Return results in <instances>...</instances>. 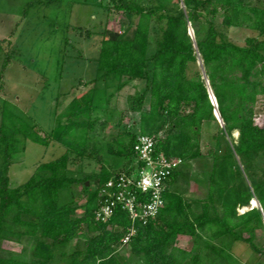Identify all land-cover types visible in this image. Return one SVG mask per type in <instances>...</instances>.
<instances>
[{
	"label": "trees",
	"instance_id": "16d2710c",
	"mask_svg": "<svg viewBox=\"0 0 264 264\" xmlns=\"http://www.w3.org/2000/svg\"><path fill=\"white\" fill-rule=\"evenodd\" d=\"M115 1L113 9L123 14L126 28L121 33L101 32L94 59L96 76L88 82L89 89L69 103L64 122L41 135L21 114L4 110L0 123V243L32 240V244L28 260L5 251L0 254V264H48L56 257L65 264H127L116 252L131 223L126 212L116 207L106 222L96 220L94 212L100 204V187L133 161L137 133L154 136L156 151L183 162L168 179L158 214L145 222L135 221V232L125 244L128 251L141 264H242L224 239L244 242L250 251L262 252L253 232L263 226L264 126L255 122L253 106L264 95V7L243 0H181L182 7L154 3L156 0H145L146 4L144 0ZM219 12L225 27L245 26L255 35L242 45L222 38L212 21ZM152 19L159 30L148 54ZM188 23L206 25L203 35L195 31L193 40ZM197 55L208 86L202 69H191ZM139 79L148 85V107L144 108V92L126 99L128 110L139 113L138 131L124 132L105 150L124 161L121 170L101 165L97 172L70 176L71 153L91 156L86 148L88 131L96 121L92 113L109 107L110 87L117 91L125 81ZM100 80L104 86L97 87ZM208 87L217 103L222 133L231 136L236 130L238 138L224 154L208 152L212 160L206 198L187 200L175 184L184 175L181 167L202 158V124L216 121ZM185 106L190 109L186 111ZM162 131L164 135L159 136ZM26 139L44 146L58 142L65 151L40 163L26 181L11 187L8 169L13 155L24 150ZM78 183L86 192L83 203L71 191ZM252 199L260 209L253 207L239 214L238 207L247 206ZM243 230L251 234L244 237ZM179 236L190 238L189 249L176 245ZM74 239L81 240L80 246L68 250Z\"/></svg>",
	"mask_w": 264,
	"mask_h": 264
},
{
	"label": "rangeland",
	"instance_id": "374dc122",
	"mask_svg": "<svg viewBox=\"0 0 264 264\" xmlns=\"http://www.w3.org/2000/svg\"><path fill=\"white\" fill-rule=\"evenodd\" d=\"M247 5L264 7V0H243ZM114 0H0V123L6 108L17 116L21 114L28 122L35 124L41 135L49 133L58 124L66 120L63 115L69 103L85 93L91 86L88 83L96 76L95 57L99 50L101 32L103 29L121 33L126 26L122 25L123 14L113 9ZM149 3L148 1L143 4ZM154 3L182 7L181 0H156ZM153 3V4H154ZM222 15L212 19L220 36L233 43L242 45L245 39L255 35V32L245 26L229 28L221 23ZM131 26L130 28H132ZM206 25L203 23L192 26L188 23V33L195 39V31L203 35ZM159 24L155 19L150 22V43L148 54L154 48L158 36ZM6 61L4 64L3 62ZM2 64L5 65L1 71ZM150 68V63H149ZM202 69L201 61H197L191 69ZM205 83L209 84L202 69ZM125 80V78H124ZM97 87L104 86L103 81L96 83ZM144 79L125 81L121 89L113 92L109 107L94 111V127L88 131L90 142L86 152L91 156L70 154L68 174L77 178L89 172H97L101 165L111 171L121 170L123 160L106 153L107 144L124 132L138 131L139 113L128 110L126 99L136 92L145 93V105L148 107L149 90ZM255 122L264 126V95H259L254 103ZM186 111L190 108L185 106ZM5 121V123H8ZM222 121L204 122L199 134V145L202 158L193 160L181 167L184 173L175 184V188L183 193L187 200L205 199L209 177V164L212 157L208 152L217 155L224 154L232 143L237 142L238 132L233 131L227 136L221 131ZM164 135L162 131L159 136ZM236 135V136H235ZM97 152L91 153V148ZM65 147L52 141L48 146L25 140L24 150L13 155V162L8 169L9 182L15 187L26 181L35 171L37 165L48 162L60 156ZM238 162V157L235 156ZM242 168V166H240ZM244 176V174H243ZM249 181H247L248 184ZM71 191L77 196L78 202L83 203L86 192L82 184H75ZM256 200V199H255ZM251 200L247 206H239V214L257 207ZM82 210H78V214ZM263 226L254 229V242L262 250L255 253L249 250L246 243L232 241L224 242L229 250L242 264H264V216ZM251 234L243 230L242 235ZM9 241V240H8ZM5 245L0 254L5 251L14 252L24 259L23 254L32 244V240L14 244L12 241H1ZM0 243V247L1 244ZM81 240H72L67 249L80 246ZM176 245L189 249L191 240L179 236ZM9 247L14 248L12 251ZM23 253L19 254L18 252ZM117 254L127 264H141L133 256L126 245H118ZM50 264H65L55 258Z\"/></svg>",
	"mask_w": 264,
	"mask_h": 264
},
{
	"label": "built area",
	"instance_id": "2783aa9c",
	"mask_svg": "<svg viewBox=\"0 0 264 264\" xmlns=\"http://www.w3.org/2000/svg\"><path fill=\"white\" fill-rule=\"evenodd\" d=\"M155 147L154 136L137 133L133 161L99 189L100 204L94 212L95 219L106 222L114 209L120 207L131 221L121 245L134 234L136 220L145 222L158 214L164 204L163 192L169 187L168 179L183 162L180 157L165 156Z\"/></svg>",
	"mask_w": 264,
	"mask_h": 264
},
{
	"label": "water",
	"instance_id": "95a60500",
	"mask_svg": "<svg viewBox=\"0 0 264 264\" xmlns=\"http://www.w3.org/2000/svg\"><path fill=\"white\" fill-rule=\"evenodd\" d=\"M189 35H190V33H189ZM207 91H208V94H209V98H210L211 104L215 107L214 115L217 118V120L220 121L221 119H220L219 113L217 111V103H216L215 97H214V95H213V93H212V91H211V89L209 87H208Z\"/></svg>",
	"mask_w": 264,
	"mask_h": 264
},
{
	"label": "crops",
	"instance_id": "0c3cea01",
	"mask_svg": "<svg viewBox=\"0 0 264 264\" xmlns=\"http://www.w3.org/2000/svg\"><path fill=\"white\" fill-rule=\"evenodd\" d=\"M5 241V240H4ZM7 242H10V241H8V240H6ZM12 243H14V244H19V243H17V242H14V241H12ZM2 245H1V247H0V249L2 250V249H4L5 247V245H3L4 243H1ZM9 249L10 250H12V251H14L15 249L14 248H12V247H9ZM17 253V252H16ZM19 254H21V253H23L22 251H20V252H18ZM24 255H25V257H30V247H29V249L28 250H25V252L23 253ZM54 259H52L50 262H52ZM50 262L48 263V264H50Z\"/></svg>",
	"mask_w": 264,
	"mask_h": 264
},
{
	"label": "bare ground",
	"instance_id": "6f19581e",
	"mask_svg": "<svg viewBox=\"0 0 264 264\" xmlns=\"http://www.w3.org/2000/svg\"><path fill=\"white\" fill-rule=\"evenodd\" d=\"M235 132H236V131H235ZM235 136H236V135H235ZM251 205L255 206V205H256V202L253 201V202L251 203Z\"/></svg>",
	"mask_w": 264,
	"mask_h": 264
},
{
	"label": "clouds",
	"instance_id": "9594fccd",
	"mask_svg": "<svg viewBox=\"0 0 264 264\" xmlns=\"http://www.w3.org/2000/svg\"><path fill=\"white\" fill-rule=\"evenodd\" d=\"M253 200H255V199H253ZM251 201V200H250ZM256 201V200H255Z\"/></svg>",
	"mask_w": 264,
	"mask_h": 264
}]
</instances>
